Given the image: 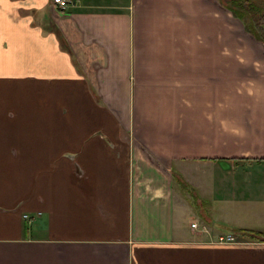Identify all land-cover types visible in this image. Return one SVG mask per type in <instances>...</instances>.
<instances>
[{"label":"crops","instance_id":"0c3cea01","mask_svg":"<svg viewBox=\"0 0 264 264\" xmlns=\"http://www.w3.org/2000/svg\"><path fill=\"white\" fill-rule=\"evenodd\" d=\"M225 17L0 0V264H264V50Z\"/></svg>","mask_w":264,"mask_h":264},{"label":"rangeland","instance_id":"374dc122","mask_svg":"<svg viewBox=\"0 0 264 264\" xmlns=\"http://www.w3.org/2000/svg\"><path fill=\"white\" fill-rule=\"evenodd\" d=\"M143 1V0H141ZM219 1V0H218ZM254 4H262V9H264V0H252ZM220 12L226 15V22L220 23V47H229L232 48H251L264 50L259 39L264 38V15L262 16V23L253 26L252 28L248 27L247 19L240 20L234 14L227 11L224 7L220 6ZM264 13V10H262ZM257 28V29H255ZM255 29V30H254ZM226 30V32L224 31ZM255 31L257 34L252 32ZM226 35L228 39L226 40ZM221 57V56H220ZM246 71V70H245ZM248 71V70H247ZM246 73H239L238 75H243ZM193 223V222H192ZM191 224V223H190Z\"/></svg>","mask_w":264,"mask_h":264},{"label":"trees","instance_id":"16d2710c","mask_svg":"<svg viewBox=\"0 0 264 264\" xmlns=\"http://www.w3.org/2000/svg\"><path fill=\"white\" fill-rule=\"evenodd\" d=\"M218 3L219 6H221L222 8L224 7L227 11L234 14L238 19L240 20L247 19L249 28H252L253 26H256L259 23H262V21L260 20L264 15L262 11L264 9H262L261 3L254 4L252 0H219ZM252 32L257 34V32L253 30ZM259 41L264 49V38L261 39L260 37ZM238 231L240 232L241 236L244 239L255 240V241L258 240L261 241L264 239V232L249 230V229H240Z\"/></svg>","mask_w":264,"mask_h":264},{"label":"built area","instance_id":"2783aa9c","mask_svg":"<svg viewBox=\"0 0 264 264\" xmlns=\"http://www.w3.org/2000/svg\"><path fill=\"white\" fill-rule=\"evenodd\" d=\"M52 2L54 4H56L57 7L60 8V9H64L65 7H67L70 4V0H52ZM194 225H195L194 222L190 224V226H192V227ZM233 241H235V240H234V238H233V236L231 234H224V235H220L218 237V242H225V243L227 242V243H229V242H233Z\"/></svg>","mask_w":264,"mask_h":264}]
</instances>
